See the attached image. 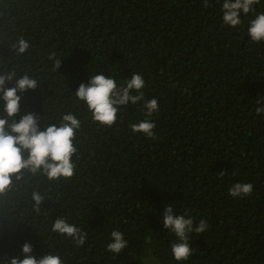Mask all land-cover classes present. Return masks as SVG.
Masks as SVG:
<instances>
[{"label": "trees", "instance_id": "obj_1", "mask_svg": "<svg viewBox=\"0 0 264 264\" xmlns=\"http://www.w3.org/2000/svg\"><path fill=\"white\" fill-rule=\"evenodd\" d=\"M220 4L0 0V62L40 81L17 93L12 119L32 112L48 124L71 111L82 122L73 178L26 175L0 197V257L22 259L27 242L32 255L52 251L65 264H264V117L255 114L256 100L264 101V42L247 35L264 0L235 28L223 24ZM21 35L31 47L17 57L9 44ZM50 55L60 59L56 70ZM132 73L142 74L145 98L160 106L150 118L154 139L130 130L145 118L141 103L122 106L104 127L74 96L93 74L122 84ZM236 182L252 183V195L229 196ZM33 188L48 197L39 214L31 210ZM170 203L176 214L209 225L191 234L193 253L183 262L173 259L175 237L163 227ZM61 216L87 232L83 246L51 232ZM113 230L128 241L119 255L106 251Z\"/></svg>", "mask_w": 264, "mask_h": 264}, {"label": "clouds", "instance_id": "obj_2", "mask_svg": "<svg viewBox=\"0 0 264 264\" xmlns=\"http://www.w3.org/2000/svg\"><path fill=\"white\" fill-rule=\"evenodd\" d=\"M260 0H221L220 12L223 24L235 28L242 24L241 14L247 15L254 11V6ZM208 0H204L207 8ZM247 35L253 43L264 42V13H257L249 21ZM31 47L28 39L23 35L18 36L9 44L15 56L24 55ZM53 60L54 70L60 66V59ZM10 85V86H9ZM40 81L28 72L20 74L16 66H9L0 62V100L3 101L5 118H0V197H5L13 190L17 182L26 175L40 176L49 182L70 180L76 175L78 159L77 136L82 127L80 117L74 112L61 113L55 123H44V118L29 112L20 117L17 122L12 119L20 111L21 95L29 90L39 88ZM145 79L140 73H132L130 79H125L122 84L112 77L103 74H93L88 82L81 83L74 96L82 102L90 119L99 126L111 127L117 121V115L122 106L129 104H142L144 119L129 125L133 134L140 133L146 138L154 139V121L152 114L159 111L156 98L146 99L143 89ZM259 105L255 108L257 116L264 117V101L256 100ZM11 120V122H9ZM43 121V130L40 128ZM74 157L76 159H74ZM224 172H220L222 177ZM252 183L236 182L228 189V195L233 198L251 196ZM38 188H33L30 193L32 212L39 214L40 205L46 198ZM48 198V197H47ZM163 227L175 237L170 242V251L177 262L186 261L193 253L190 246V236L195 233H204L209 225L201 218L194 223L191 216L176 214L172 204L165 205L162 212ZM13 223L14 220L7 217ZM51 232L66 239H70L77 247H81L88 239V234L75 223H70L64 216L56 218L51 223ZM128 246V241L119 230L110 233V242L106 251L119 255ZM23 258L0 257V264H65L62 257L47 251L41 256L32 255L30 243L21 246Z\"/></svg>", "mask_w": 264, "mask_h": 264}]
</instances>
